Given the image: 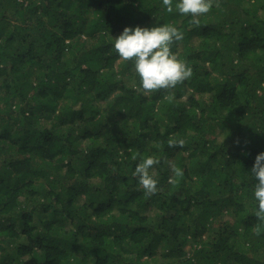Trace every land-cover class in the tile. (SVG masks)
<instances>
[{
  "label": "trees",
  "instance_id": "obj_1",
  "mask_svg": "<svg viewBox=\"0 0 264 264\" xmlns=\"http://www.w3.org/2000/svg\"><path fill=\"white\" fill-rule=\"evenodd\" d=\"M211 3L0 0V264H264V0ZM158 24L192 75L144 95L112 37Z\"/></svg>",
  "mask_w": 264,
  "mask_h": 264
},
{
  "label": "clouds",
  "instance_id": "obj_2",
  "mask_svg": "<svg viewBox=\"0 0 264 264\" xmlns=\"http://www.w3.org/2000/svg\"><path fill=\"white\" fill-rule=\"evenodd\" d=\"M162 5L169 13L175 9L181 15H191L193 24H198L197 17L208 13L212 7L211 0H175V3L174 0H162ZM182 38L180 29L171 24L125 26L118 36L112 37V47L122 60L133 62V70L139 77V88L142 94L147 95L158 89L175 87L191 77V67L171 50L173 40L179 41ZM168 143L169 146L183 145L184 140H169ZM156 162L152 156H147L142 158L133 171L147 193L156 191L157 180L149 171ZM250 170L256 205L253 214L264 221V151L256 155ZM174 171L177 176L182 175L180 169Z\"/></svg>",
  "mask_w": 264,
  "mask_h": 264
},
{
  "label": "rangeland",
  "instance_id": "obj_3",
  "mask_svg": "<svg viewBox=\"0 0 264 264\" xmlns=\"http://www.w3.org/2000/svg\"><path fill=\"white\" fill-rule=\"evenodd\" d=\"M196 39H197V37H194V39H192V41H196ZM184 99H185V97H184ZM60 101H63V98L62 97H60ZM100 102H103V101H100ZM218 130H219V128H218ZM8 155L7 154H0V164H1V162H3L4 160V157H7ZM1 166V165H0ZM189 248H187V250H188ZM88 264H92L91 262L90 263H88Z\"/></svg>",
  "mask_w": 264,
  "mask_h": 264
}]
</instances>
